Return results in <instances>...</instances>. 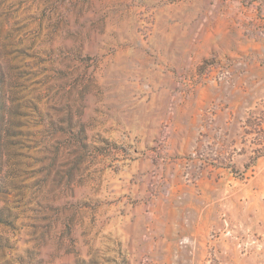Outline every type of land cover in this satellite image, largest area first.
Wrapping results in <instances>:
<instances>
[{
    "label": "rangeland",
    "instance_id": "374dc122",
    "mask_svg": "<svg viewBox=\"0 0 264 264\" xmlns=\"http://www.w3.org/2000/svg\"><path fill=\"white\" fill-rule=\"evenodd\" d=\"M0 264H264V0H0Z\"/></svg>",
    "mask_w": 264,
    "mask_h": 264
}]
</instances>
